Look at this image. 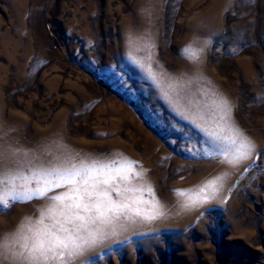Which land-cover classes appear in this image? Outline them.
<instances>
[{
  "label": "rangeland",
  "instance_id": "374dc122",
  "mask_svg": "<svg viewBox=\"0 0 264 264\" xmlns=\"http://www.w3.org/2000/svg\"><path fill=\"white\" fill-rule=\"evenodd\" d=\"M233 126L255 145L235 166ZM54 140L163 213L72 264H264V0H0V150L29 152L0 172V240L66 190L36 196L27 164Z\"/></svg>",
  "mask_w": 264,
  "mask_h": 264
},
{
  "label": "snow or ice",
  "instance_id": "6c2138e0",
  "mask_svg": "<svg viewBox=\"0 0 264 264\" xmlns=\"http://www.w3.org/2000/svg\"><path fill=\"white\" fill-rule=\"evenodd\" d=\"M187 53L186 48L182 50ZM220 104L226 118L231 111L227 99L221 97ZM233 145L236 147L231 158L223 154L222 162L235 166L247 159L255 150V145L233 126ZM211 151V150H209ZM29 156L28 151L19 148L0 150V172L12 170L13 164L18 169L24 161L17 159L9 161L8 157ZM51 157L45 163V158ZM78 153H74L59 140L51 141L40 146L39 150H31L28 166L36 177L34 191L36 196L46 197L54 188H65L60 194L47 197L49 203L41 209L40 217L35 226L25 231L24 226L17 229L12 239L0 240V262L9 264H72L84 256L94 246L106 239L108 233L115 234L116 228H126L133 223L135 217L144 220L156 218L159 211V201L153 202L154 213L143 214L138 209H130L127 203L114 200L111 193L123 195L121 189L113 184V177L97 173L94 167L84 166L83 159L77 164ZM206 158H212L205 153ZM25 185L21 191L32 188ZM208 195L202 200H193L182 205V210H190L199 203H205L219 191L216 180L206 182L202 188ZM151 191V189H149ZM12 202H26L15 200ZM0 205L8 206V202L0 195ZM131 213L130 215L127 213ZM52 221L51 226L45 225V220ZM100 226V227H97ZM18 245V246H17Z\"/></svg>",
  "mask_w": 264,
  "mask_h": 264
}]
</instances>
